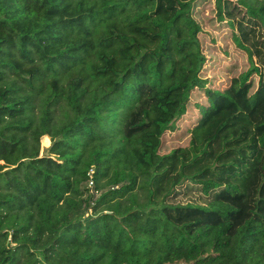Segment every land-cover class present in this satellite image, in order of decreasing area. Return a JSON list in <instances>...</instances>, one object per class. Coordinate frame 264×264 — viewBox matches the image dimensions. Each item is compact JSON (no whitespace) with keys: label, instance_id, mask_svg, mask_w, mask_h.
I'll list each match as a JSON object with an SVG mask.
<instances>
[{"label":"trees","instance_id":"obj_1","mask_svg":"<svg viewBox=\"0 0 264 264\" xmlns=\"http://www.w3.org/2000/svg\"><path fill=\"white\" fill-rule=\"evenodd\" d=\"M194 1L0 0V264H264V0H214L222 90Z\"/></svg>","mask_w":264,"mask_h":264},{"label":"rangeland","instance_id":"obj_2","mask_svg":"<svg viewBox=\"0 0 264 264\" xmlns=\"http://www.w3.org/2000/svg\"><path fill=\"white\" fill-rule=\"evenodd\" d=\"M194 6L193 17L200 26L198 41L201 52L205 57L202 74L209 81L210 87L222 90L229 84L232 78L239 76L248 69L250 64L249 59L247 53L235 45L232 37L233 31H231L230 27L227 26L225 21L218 20L214 0H196L194 1ZM252 61L254 63L255 58H252ZM256 82L257 79L254 78V84ZM189 103L187 113L176 122L175 130L164 134L159 154L168 153L176 147L187 146L189 130L196 123L198 117L196 105H202L204 98L202 95L198 96L194 94L191 96ZM41 143L40 138V155L45 154L49 147V144L43 146ZM48 143H50L49 138ZM85 185L88 188V185ZM85 185L82 187L84 188Z\"/></svg>","mask_w":264,"mask_h":264},{"label":"built area","instance_id":"obj_3","mask_svg":"<svg viewBox=\"0 0 264 264\" xmlns=\"http://www.w3.org/2000/svg\"><path fill=\"white\" fill-rule=\"evenodd\" d=\"M90 173H91V172H89V174H90ZM89 174H88V176H89ZM86 184L88 185V188H89V189H92V185H93V183H92V180L90 179V176H89V179L87 180Z\"/></svg>","mask_w":264,"mask_h":264},{"label":"crops","instance_id":"obj_4","mask_svg":"<svg viewBox=\"0 0 264 264\" xmlns=\"http://www.w3.org/2000/svg\"><path fill=\"white\" fill-rule=\"evenodd\" d=\"M49 144V143H48Z\"/></svg>","mask_w":264,"mask_h":264}]
</instances>
